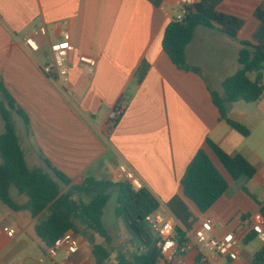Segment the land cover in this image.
I'll return each instance as SVG.
<instances>
[{
  "label": "crops",
  "instance_id": "1",
  "mask_svg": "<svg viewBox=\"0 0 264 264\" xmlns=\"http://www.w3.org/2000/svg\"><path fill=\"white\" fill-rule=\"evenodd\" d=\"M177 1L0 0V85L28 119L26 126L11 110L27 166L54 178L49 164L66 176L68 186L58 181L61 194L86 179L117 182L118 168L126 165L159 202L158 210L180 230L192 233L208 219L213 236L221 239L264 208V94L255 103H225L222 108L227 119L249 130L248 137L221 119L212 97L223 99L222 83L240 70V42L252 40L259 24L254 11L264 0H223L217 8L244 22L236 40L218 26L195 29L185 48V60L197 73L179 70L162 49L164 30L179 11ZM41 30L44 35L39 34ZM65 32L74 48L67 61V83L42 72L52 62L50 45ZM29 36L39 46L36 53L25 46ZM82 55L96 60L93 71L79 62ZM142 62L149 69L137 84L134 74ZM255 72L250 73V80L256 78ZM0 103H5L2 92ZM117 104L124 112L111 124L109 114ZM3 132L0 116V136ZM207 139L228 155L243 156L254 166V177L233 181L207 146ZM199 150L206 152L216 170L219 164L228 175L225 178L219 172L228 189L205 213L185 198L181 187L185 170ZM10 196L19 205L27 202L13 188ZM173 199L189 213L185 224L168 208ZM45 218V212L34 218L29 211L13 210L0 201V264H42L48 249L36 235L35 225ZM117 218L121 223L103 224L107 238L74 219L79 251L66 264H119L144 254V241ZM9 229L15 230L12 238L6 234ZM249 236L258 242L255 248L244 243L237 261L220 260L219 264H251L264 243ZM61 260L62 255L57 262ZM199 260V253L192 251L174 264H199Z\"/></svg>",
  "mask_w": 264,
  "mask_h": 264
},
{
  "label": "trees",
  "instance_id": "2",
  "mask_svg": "<svg viewBox=\"0 0 264 264\" xmlns=\"http://www.w3.org/2000/svg\"><path fill=\"white\" fill-rule=\"evenodd\" d=\"M223 0H199L192 5L182 22L173 20L164 30L162 49L171 62L183 71L198 72L190 68L185 60V48L192 40L197 27H220V31L230 39L236 40L237 34L244 22L233 16H228L217 11ZM254 18L258 27L252 35V40L240 42L241 50L238 62L240 70L222 83L224 103L257 102L264 94L262 84V71H256V78L250 80L248 74L255 71L253 68L264 66V3L254 11ZM149 66L142 62L134 74V81L140 84L148 72ZM5 103H0V116L4 124V132L0 136V201L13 210H27L35 218L41 213H46V218L35 225L36 235L50 248L56 239L68 231L76 232L73 221L79 219L88 229L102 238H107L106 230L102 223L103 210L108 200L109 189L118 191L115 214L122 218L131 234L144 241L146 252L135 256L131 262L121 260L119 264H157L159 250L145 232L143 218L159 209L160 204L156 198L145 188L134 192L130 186L122 181L98 182L86 179L81 185L71 186L67 192L61 194L60 183L65 186L70 184L69 179L59 171L52 170L54 178L42 169H30L25 161L21 149L11 110L22 118L25 125L28 119L22 110L16 107L14 101L0 85ZM213 101L218 107L221 119L243 137L249 136V130L241 124L227 119L222 109L219 98L212 94ZM125 101V99H124ZM207 146L228 173L233 181L251 179L255 175V168L243 156H231L222 151L211 140L207 139ZM57 180V181H56ZM181 187L186 199L191 201L200 213L207 212L214 203L227 191L228 184L211 163L206 152L199 150L187 166L181 179ZM15 189L27 202L19 205L10 196V189ZM87 198L74 199V196ZM168 208L174 216L185 224L189 218L186 207L177 199L169 202ZM264 215V208L261 209ZM179 232V231H178ZM249 236L244 243L251 242ZM97 264H102L97 262ZM251 264H264V245L252 256Z\"/></svg>",
  "mask_w": 264,
  "mask_h": 264
},
{
  "label": "built area",
  "instance_id": "3",
  "mask_svg": "<svg viewBox=\"0 0 264 264\" xmlns=\"http://www.w3.org/2000/svg\"><path fill=\"white\" fill-rule=\"evenodd\" d=\"M195 3V0H178L179 11L174 20L182 22L187 10ZM39 34L44 35L45 30H41ZM24 43L30 53H36L39 50L33 36L26 37ZM73 49L70 34L63 33L60 41L50 45L52 62L42 69L44 75L67 83L69 75L67 61ZM79 62L88 66L90 71H93L96 66L95 59L83 55L79 56ZM123 112L124 107L117 104L109 114V122L115 124ZM117 176L119 181L127 183L134 192L144 188L142 181L126 165H121L118 168ZM142 224L153 236L159 250L157 264H174L192 251L199 253V264H219L220 260L234 263L238 259L237 251L244 246V241L249 234L254 235L261 243H264V215L261 212L251 215L236 231L224 235L221 239L213 236V224L208 219L202 221L199 227L189 233L185 229L180 230L176 222L170 221L159 210H156L147 214L143 218ZM6 234L12 238L15 235V230L9 229ZM47 249V258L40 260V263L44 264L49 261L52 264H66L70 257L79 251L77 236L68 231L56 239L54 244ZM61 255L62 260L57 262Z\"/></svg>",
  "mask_w": 264,
  "mask_h": 264
},
{
  "label": "rangeland",
  "instance_id": "4",
  "mask_svg": "<svg viewBox=\"0 0 264 264\" xmlns=\"http://www.w3.org/2000/svg\"><path fill=\"white\" fill-rule=\"evenodd\" d=\"M248 76L251 79L252 74L249 73ZM218 98H219V101H220L222 108L225 110V103L223 101H221L222 97L218 96ZM217 165L219 168V169H217L218 172H220L225 178H227L228 175L224 172L222 167L219 166V164H217ZM107 195H108V200H107L106 205H105L104 210H103L102 222H103V224H105V226L113 225L117 221H119V223H121V220H118V218L115 215V209L117 206L118 191L116 189H109L107 192ZM22 197L24 200H26V198L24 196H22ZM160 213L163 214L162 211H160ZM249 244L251 245L252 248H255L257 246L258 242L252 241Z\"/></svg>",
  "mask_w": 264,
  "mask_h": 264
},
{
  "label": "water",
  "instance_id": "5",
  "mask_svg": "<svg viewBox=\"0 0 264 264\" xmlns=\"http://www.w3.org/2000/svg\"><path fill=\"white\" fill-rule=\"evenodd\" d=\"M253 70L262 71V70H264V66H259L257 68H253Z\"/></svg>",
  "mask_w": 264,
  "mask_h": 264
}]
</instances>
